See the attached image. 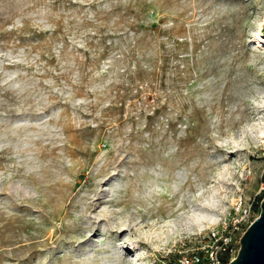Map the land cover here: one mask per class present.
<instances>
[{
  "label": "rangeland",
  "instance_id": "374dc122",
  "mask_svg": "<svg viewBox=\"0 0 264 264\" xmlns=\"http://www.w3.org/2000/svg\"><path fill=\"white\" fill-rule=\"evenodd\" d=\"M263 197L264 0H0V264H174Z\"/></svg>",
  "mask_w": 264,
  "mask_h": 264
},
{
  "label": "built area",
  "instance_id": "2783aa9c",
  "mask_svg": "<svg viewBox=\"0 0 264 264\" xmlns=\"http://www.w3.org/2000/svg\"><path fill=\"white\" fill-rule=\"evenodd\" d=\"M251 206L245 207L238 218H226L207 234L206 242L198 249L181 254L174 264H228L234 257L239 232H244L252 220L247 218Z\"/></svg>",
  "mask_w": 264,
  "mask_h": 264
},
{
  "label": "water",
  "instance_id": "95a60500",
  "mask_svg": "<svg viewBox=\"0 0 264 264\" xmlns=\"http://www.w3.org/2000/svg\"><path fill=\"white\" fill-rule=\"evenodd\" d=\"M239 250L228 264H264V197L260 214L240 236Z\"/></svg>",
  "mask_w": 264,
  "mask_h": 264
},
{
  "label": "bare ground",
  "instance_id": "6f19581e",
  "mask_svg": "<svg viewBox=\"0 0 264 264\" xmlns=\"http://www.w3.org/2000/svg\"><path fill=\"white\" fill-rule=\"evenodd\" d=\"M207 218H211V217H207ZM209 222H213V219H212V220L210 219ZM164 242H165V241H164Z\"/></svg>",
  "mask_w": 264,
  "mask_h": 264
}]
</instances>
